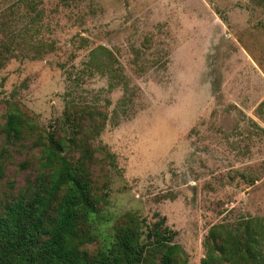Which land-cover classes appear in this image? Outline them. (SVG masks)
Instances as JSON below:
<instances>
[{
    "label": "rangeland",
    "instance_id": "1",
    "mask_svg": "<svg viewBox=\"0 0 264 264\" xmlns=\"http://www.w3.org/2000/svg\"><path fill=\"white\" fill-rule=\"evenodd\" d=\"M8 111L34 132L8 142ZM74 121L101 196L83 247L163 216L201 264L213 225L264 218V0H0L1 201Z\"/></svg>",
    "mask_w": 264,
    "mask_h": 264
},
{
    "label": "trees",
    "instance_id": "2",
    "mask_svg": "<svg viewBox=\"0 0 264 264\" xmlns=\"http://www.w3.org/2000/svg\"><path fill=\"white\" fill-rule=\"evenodd\" d=\"M65 121H71L65 114ZM69 137L44 130L33 141L40 148L39 170L26 190L0 200V264H186L176 231L165 217L153 222L130 213L102 239L95 253L90 218L99 213L101 196L93 190L89 167L93 154L84 145L80 123ZM34 125L8 111L3 126L8 142L26 139ZM70 142V143H68ZM77 147V157L70 152ZM201 264H264V218L213 225L203 241Z\"/></svg>",
    "mask_w": 264,
    "mask_h": 264
}]
</instances>
